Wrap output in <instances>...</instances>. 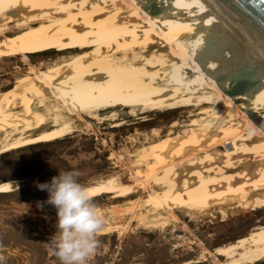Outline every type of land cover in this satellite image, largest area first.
I'll list each match as a JSON object with an SVG mask.
<instances>
[{
  "label": "bare ground",
  "instance_id": "bare-ground-1",
  "mask_svg": "<svg viewBox=\"0 0 264 264\" xmlns=\"http://www.w3.org/2000/svg\"><path fill=\"white\" fill-rule=\"evenodd\" d=\"M55 49L78 54L33 67L0 91V155L63 139L78 122L90 125L84 116L120 105L194 106L204 116L188 133L139 154L144 167L132 178L154 211L134 218L161 229L178 221L177 211L264 209V56L207 1L0 0V59L26 62ZM89 187L94 199L135 193L115 178ZM144 205L134 200L129 211ZM216 254L228 264H264V227Z\"/></svg>",
  "mask_w": 264,
  "mask_h": 264
},
{
  "label": "rangeland",
  "instance_id": "rangeland-1",
  "mask_svg": "<svg viewBox=\"0 0 264 264\" xmlns=\"http://www.w3.org/2000/svg\"><path fill=\"white\" fill-rule=\"evenodd\" d=\"M76 54L55 49L33 54L26 62L21 56L3 57L0 59V91L10 88L17 78L28 75L33 67L50 68L63 57L70 59ZM109 111L115 119H110ZM203 116L200 108L194 106L160 110L135 107L132 110L120 105L99 112L97 119L84 116L90 125L78 122L76 130L63 139L0 155V185L8 183L13 191L0 193V258H3L0 264H60L46 248L56 231V210L51 206H36V201L45 200L47 193L38 190L35 183L49 181L59 170L69 169V158L77 161L75 167L81 172V183L93 186L115 178L131 185L135 192L123 199L115 200L110 195L94 199L104 214L105 224L98 233L99 247L90 264H228L215 250L235 242L255 227H264V209L247 210L244 214L238 210L227 215L226 208L218 207L192 217L186 211H177L178 221L161 229H145L134 218L136 213L146 217L154 211L147 202L149 192L132 178V173L144 167L139 164V154L149 145L188 133L192 121ZM81 153L84 159H79ZM134 200L145 205L132 213L129 208ZM181 230L196 241L195 232L208 240H200L203 243L193 248H189V243L179 247L185 240L176 238L174 232ZM172 245H177V249ZM213 256L219 262H215Z\"/></svg>",
  "mask_w": 264,
  "mask_h": 264
},
{
  "label": "clouds",
  "instance_id": "clouds-1",
  "mask_svg": "<svg viewBox=\"0 0 264 264\" xmlns=\"http://www.w3.org/2000/svg\"><path fill=\"white\" fill-rule=\"evenodd\" d=\"M84 158L81 153L79 159ZM68 162L69 169L59 170L49 181L35 183L38 190L47 193V198L37 200L36 206L56 210V231L46 245L47 251L60 264H90L99 247L98 233L105 217L94 202L93 190L80 182L77 161L69 158Z\"/></svg>",
  "mask_w": 264,
  "mask_h": 264
},
{
  "label": "water",
  "instance_id": "water-1",
  "mask_svg": "<svg viewBox=\"0 0 264 264\" xmlns=\"http://www.w3.org/2000/svg\"><path fill=\"white\" fill-rule=\"evenodd\" d=\"M264 56V0H205Z\"/></svg>",
  "mask_w": 264,
  "mask_h": 264
},
{
  "label": "flooded vegetation",
  "instance_id": "flooded-vegetation-1",
  "mask_svg": "<svg viewBox=\"0 0 264 264\" xmlns=\"http://www.w3.org/2000/svg\"><path fill=\"white\" fill-rule=\"evenodd\" d=\"M11 192H13L12 190L10 191V192H7V193H11ZM184 229V228H183ZM195 234V238L197 239V241L196 240H194L193 238H190L191 236H187V235H185L184 234V232L181 230V231H175L174 232V236H176V238H181L182 240L184 239L185 240V242H183L182 241V243L179 245V247L181 246V245H183V244H185V243H189L190 244V246H189V248H193L194 247V245L195 244H197L198 242L200 243V244H202L203 243V241H200V240H204V241H206V240H208V239H206L204 236H202V235H200V234H198V233H194ZM199 236H198V235ZM183 237V238H182ZM214 239V238H213ZM172 247H173V249L175 248V249H177V246L176 245H172ZM174 249V250H175ZM217 250V249H216ZM215 250V251H216ZM175 257H177V256H175ZM187 264H190V263H187ZM263 264V263H262Z\"/></svg>",
  "mask_w": 264,
  "mask_h": 264
},
{
  "label": "snow or ice",
  "instance_id": "snow-or-ice-1",
  "mask_svg": "<svg viewBox=\"0 0 264 264\" xmlns=\"http://www.w3.org/2000/svg\"><path fill=\"white\" fill-rule=\"evenodd\" d=\"M194 2H198V0H194Z\"/></svg>",
  "mask_w": 264,
  "mask_h": 264
}]
</instances>
